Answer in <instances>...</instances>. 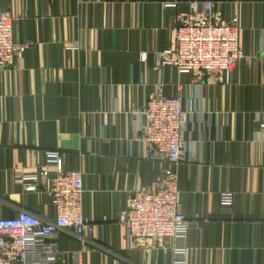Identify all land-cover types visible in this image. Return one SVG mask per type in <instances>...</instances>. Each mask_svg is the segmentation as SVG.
<instances>
[{
	"label": "crops",
	"instance_id": "1",
	"mask_svg": "<svg viewBox=\"0 0 264 264\" xmlns=\"http://www.w3.org/2000/svg\"><path fill=\"white\" fill-rule=\"evenodd\" d=\"M166 1L0 0L14 18L12 40L31 43L0 71V217L54 220L47 182L27 187L58 151L61 169L83 176L87 229L85 245L74 229L60 232L56 264H72L75 251L84 264H171L160 249L168 241L129 246L117 222L133 194L156 188L171 168L190 225L189 264H264V151L254 121L264 116V0H174V10ZM193 1H212L216 21L239 28L243 59L230 82L162 64L175 15ZM157 94L180 95L187 115L189 146L176 167L152 160L139 139L141 111ZM223 192L234 195L230 209Z\"/></svg>",
	"mask_w": 264,
	"mask_h": 264
},
{
	"label": "built area",
	"instance_id": "2",
	"mask_svg": "<svg viewBox=\"0 0 264 264\" xmlns=\"http://www.w3.org/2000/svg\"><path fill=\"white\" fill-rule=\"evenodd\" d=\"M190 3V11L175 15V27L171 32V45L163 52L164 66L180 74L195 73L200 76H223L230 82L234 70L243 59L239 49V28L236 23H223L215 19L214 3L204 1ZM174 10L177 2H164ZM14 18L9 11H0V71L15 66L16 59L25 53L31 43L15 42ZM141 54V62L147 60ZM141 114L144 124L139 129V139L147 147L154 161L164 160L174 167L183 160L189 146L187 115L180 95L157 94L147 99ZM254 121L260 132L259 142L264 151V116L255 114ZM109 142V140H105ZM60 153H46V163L39 173L30 177L27 191L37 190L39 180L47 182L46 195L55 211L52 222L28 212H20L13 218L0 217V264H56L61 255L58 238L64 229H74L83 245L87 229L83 217V176L79 171L61 169ZM56 167V175L48 178L49 166ZM234 195L223 192L220 205L230 209ZM118 225L126 232L129 246L150 241H168L160 249L171 259V264H189V221L182 213L179 201L178 176L175 168L167 169L153 189L136 191L129 208L120 213ZM152 248L144 249L148 253ZM72 264H84L83 251L71 254Z\"/></svg>",
	"mask_w": 264,
	"mask_h": 264
}]
</instances>
